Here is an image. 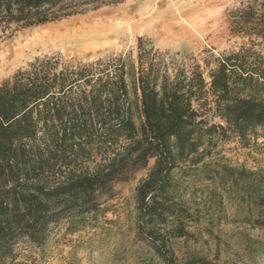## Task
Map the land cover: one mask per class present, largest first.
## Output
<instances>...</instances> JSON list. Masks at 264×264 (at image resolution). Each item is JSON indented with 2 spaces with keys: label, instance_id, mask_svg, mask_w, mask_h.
<instances>
[{
  "label": "trees",
  "instance_id": "obj_1",
  "mask_svg": "<svg viewBox=\"0 0 264 264\" xmlns=\"http://www.w3.org/2000/svg\"><path fill=\"white\" fill-rule=\"evenodd\" d=\"M124 1L0 0V30L14 33ZM245 15L246 31L252 26L264 41V17ZM137 49L136 69L125 71L120 61L100 77L86 67L57 70L55 58H44L1 82L0 264L14 263L18 242L41 248L52 225L96 212L103 195L150 160L134 194L138 235L162 264H215L198 255L179 260L170 246V237L183 239L193 229L189 212L170 195L172 175L181 165L207 166L215 141L227 133L245 143L264 130V57L248 63L249 49L216 60L207 83L198 64L171 68L140 41ZM209 113L226 127L208 123ZM94 151L99 162L90 168ZM219 167L215 176L237 190L264 229V169Z\"/></svg>",
  "mask_w": 264,
  "mask_h": 264
},
{
  "label": "rangeland",
  "instance_id": "obj_2",
  "mask_svg": "<svg viewBox=\"0 0 264 264\" xmlns=\"http://www.w3.org/2000/svg\"><path fill=\"white\" fill-rule=\"evenodd\" d=\"M248 10L254 20L264 17V0H125L122 4L14 33L0 30V45H3L18 40L24 43L35 35L48 38L63 34L71 40L73 35L92 29L137 21L136 15L141 12L154 14L163 25L155 32L127 33L124 40H113L114 46H96L89 52L63 45L37 48L6 70L0 84L36 59L44 58H55L57 70L86 67L100 77L120 61L125 71L130 65L136 69L139 41L168 67L198 64L209 83L208 72L214 70L216 60L249 49L248 63L253 64L256 55L264 57V41L251 32L252 26L247 32L243 25ZM125 78L129 86V77ZM206 120L226 127L211 113ZM255 133L257 137L252 135L245 143L227 133L226 139L215 141L210 157L205 159L207 166L194 169L181 165L173 173L170 195L189 212L193 222L191 235L180 240L169 238L179 260L198 255L215 264H264V229L253 223L255 210L243 204L236 189L215 176L220 165L251 172L264 169V130L256 129ZM98 160L94 151L88 166L92 168ZM153 164L154 160H150L144 170L136 172L127 182L115 184L110 194L102 196L96 212L76 219L73 224L63 220L52 225L41 248L26 240L18 242L13 264H162L138 235L135 210V189L146 179Z\"/></svg>",
  "mask_w": 264,
  "mask_h": 264
},
{
  "label": "bare ground",
  "instance_id": "obj_3",
  "mask_svg": "<svg viewBox=\"0 0 264 264\" xmlns=\"http://www.w3.org/2000/svg\"><path fill=\"white\" fill-rule=\"evenodd\" d=\"M136 18H138L137 21H134L135 19H133V21H129L121 26H106L92 29L86 33L73 35L71 40L65 38V35L63 34H57L48 38L47 36L43 38L36 37L35 35L32 40L24 43L18 40L13 44L0 45V78L6 70L14 67L21 59L26 58L27 55L35 52L37 48H53L57 45H63L70 48L80 47V50L89 52V50H93L96 46L100 48L104 46L112 47L114 46L113 40H124L127 33L155 32L153 30H157L159 26L163 27L162 23L160 21L158 22V19L154 14L148 15L141 12L136 15ZM164 25L166 24L164 23ZM168 33L166 32L167 36H172L171 33ZM180 33H182V30Z\"/></svg>",
  "mask_w": 264,
  "mask_h": 264
}]
</instances>
